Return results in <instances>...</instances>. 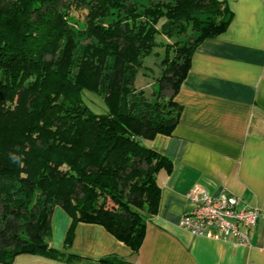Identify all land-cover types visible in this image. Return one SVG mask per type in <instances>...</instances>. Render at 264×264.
<instances>
[{
	"label": "trees",
	"instance_id": "1",
	"mask_svg": "<svg viewBox=\"0 0 264 264\" xmlns=\"http://www.w3.org/2000/svg\"><path fill=\"white\" fill-rule=\"evenodd\" d=\"M231 21L221 0H0V263L60 255L48 245L58 206L73 220L66 248L82 222L140 250L160 208L157 176L173 169L145 142L172 134L193 54ZM158 47L149 99L136 83Z\"/></svg>",
	"mask_w": 264,
	"mask_h": 264
},
{
	"label": "crops",
	"instance_id": "2",
	"mask_svg": "<svg viewBox=\"0 0 264 264\" xmlns=\"http://www.w3.org/2000/svg\"><path fill=\"white\" fill-rule=\"evenodd\" d=\"M225 1L228 29L195 51L176 94L182 107L171 135L145 144L173 161L161 171L160 208L138 252L103 226L78 223L61 208L52 215L50 248L60 255L22 254L10 264H101L116 256L130 264H264V0ZM226 192L260 211L250 246L195 236L180 227L196 188ZM2 264V263H0Z\"/></svg>",
	"mask_w": 264,
	"mask_h": 264
},
{
	"label": "built area",
	"instance_id": "3",
	"mask_svg": "<svg viewBox=\"0 0 264 264\" xmlns=\"http://www.w3.org/2000/svg\"><path fill=\"white\" fill-rule=\"evenodd\" d=\"M188 202L181 228L195 236L251 245L261 216L257 208L226 192L211 196L201 187L190 192Z\"/></svg>",
	"mask_w": 264,
	"mask_h": 264
},
{
	"label": "rangeland",
	"instance_id": "4",
	"mask_svg": "<svg viewBox=\"0 0 264 264\" xmlns=\"http://www.w3.org/2000/svg\"><path fill=\"white\" fill-rule=\"evenodd\" d=\"M75 16L82 18V14L80 12L74 13ZM159 42L163 43H170L173 44V40H167L163 36L158 38ZM155 52H158V55L153 54L151 57H148L145 60V66L147 68L152 67V70L150 69H142L140 71V77L137 81V88L139 90H144L146 96L149 99L155 98V95H153L155 90L159 89L158 84V78L162 75L163 68L160 65V61L164 57V49L163 47H158ZM171 90L169 89L166 94L168 96L171 94ZM84 100L89 105V107L96 113H103L105 111V105L102 102L101 98L95 94L86 92L84 94Z\"/></svg>",
	"mask_w": 264,
	"mask_h": 264
},
{
	"label": "water",
	"instance_id": "5",
	"mask_svg": "<svg viewBox=\"0 0 264 264\" xmlns=\"http://www.w3.org/2000/svg\"><path fill=\"white\" fill-rule=\"evenodd\" d=\"M42 248H43V250H46V249H47V246L45 245V246H43Z\"/></svg>",
	"mask_w": 264,
	"mask_h": 264
}]
</instances>
